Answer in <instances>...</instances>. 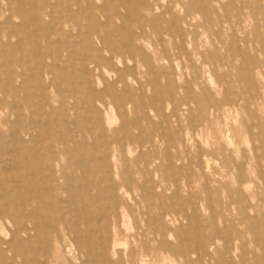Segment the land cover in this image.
I'll return each instance as SVG.
<instances>
[{"label":"rangeland","instance_id":"1","mask_svg":"<svg viewBox=\"0 0 264 264\" xmlns=\"http://www.w3.org/2000/svg\"><path fill=\"white\" fill-rule=\"evenodd\" d=\"M13 1L20 5L21 13L12 18L13 35L0 41V137L12 126L29 131L41 129L43 152L50 147L56 149L59 139L70 140L64 121L70 122L77 115L76 122L83 123L86 107L81 103L82 90L67 85V81H81L86 72L79 67L78 59L72 63L68 56L73 49L79 56L88 48L79 36L80 30L94 32L91 44L96 50L101 47L96 35L101 34L106 37L103 45L108 44L113 52L122 56L103 60L96 69L90 66L92 85L101 89L105 82L120 76L122 83L116 82L115 88L121 94L126 86L122 98L129 99L125 105L128 116L133 117L135 110L145 114L149 120L142 122L144 132L163 131L165 139L147 143L142 150L135 149L124 155V159L110 158L104 168L108 178L101 184L103 196L98 198L94 189L93 205L98 207L102 200H114L117 210L127 214L133 226L140 217L158 218L173 245L178 244L181 237L189 236L188 243L196 247L195 233L208 235L202 245L201 262L189 264H241L242 258L245 264H264V205L258 198L264 189L257 177L261 170L264 177V160L260 158L256 162L250 153L252 138L241 133L238 117L233 113L221 123V133L211 125L212 115L207 109L200 114V125L195 131L184 121L190 111L193 116L196 114L190 93L196 96L207 87V91L214 94L220 89L219 77L236 71L238 60L231 58L232 44L247 49L250 55H257L255 46L249 49L236 39H254L264 32V24L254 25L249 21L243 34L230 25L213 32L202 24L200 7L206 0H177L190 15L183 18L182 10L173 9L179 19L175 26L177 33L172 39L158 40L149 33L139 34L136 28L137 23H145L153 17L156 10H144L140 3L145 0H79L80 30L61 23L58 5L63 0ZM157 2V10L166 4L165 0ZM212 5L209 15L214 19L221 10L219 2ZM36 7L41 10L35 12ZM68 40L77 46L70 47ZM130 46L135 51L129 57L124 52ZM38 59L43 60L42 67L36 63ZM144 59L150 61L151 72L147 71ZM104 70L108 73L102 72ZM256 71H250L251 86L262 103L263 111H258V115L264 125V78ZM98 76L102 79L100 85L95 80ZM102 101L115 109L119 103L118 99L112 102L108 97H103ZM42 111L43 115H36ZM8 112L12 114L7 116ZM240 117L249 121L244 111ZM31 134L29 143L34 146L35 131ZM227 135H233L236 146L253 161L251 171L241 168L247 180L240 186L239 193L235 190L237 184L232 181L236 171L221 166V157L209 151L220 147ZM127 177L132 178V182L124 179ZM248 191L255 192L257 197L251 201V208L239 213L235 205L229 203L227 193L231 192L236 198ZM225 230L229 231L227 244ZM118 231V251H122L125 245L121 228ZM215 242L217 246L212 249ZM220 253H225L223 259ZM66 254V251L62 253L57 264H65ZM189 255L190 260L196 257L195 253Z\"/></svg>","mask_w":264,"mask_h":264},{"label":"bare ground","instance_id":"2","mask_svg":"<svg viewBox=\"0 0 264 264\" xmlns=\"http://www.w3.org/2000/svg\"><path fill=\"white\" fill-rule=\"evenodd\" d=\"M157 1L145 0L140 3L144 10H156L153 17L145 23H137L136 28L139 29V34L149 33L158 40L164 37L172 39L177 33L175 26L179 21L173 9L182 10L183 18L190 14L177 0H165L166 4L157 10ZM215 1L219 2L221 13L212 19L209 11ZM13 4V0H0V41L3 38L8 40L13 35L12 18L18 12L21 13L20 5ZM58 6L61 23L80 30L77 21L81 11L79 0H63ZM39 9L41 10L40 7L34 8L35 12ZM200 10L203 13L202 24L213 32L230 25L243 34V28L249 21L254 25L261 22L264 24V0H206ZM35 18L38 20V14H35ZM66 34L70 35L68 32ZM92 34L94 32L91 30H80L79 36L88 48L79 56L75 55L77 52L73 49L68 56L72 63L78 59L79 67L86 72L81 81H67V85L82 90L84 97L81 103L86 107L83 123L76 122L77 115L70 122L64 121L71 134L70 140L59 139L56 149L50 147L51 149L43 152L41 129L29 131L12 126L7 128L5 136L0 137V264H57L64 251L67 252L63 257L65 264L200 263L203 257L202 245L209 238L208 235L195 233L198 238L196 247H191L188 243L189 236L181 237L178 244L173 245L168 241L163 223L158 218L140 217L133 226L127 214L117 210L114 200H102L98 207L93 205L94 189L98 198L103 196L101 184L108 178L104 168L110 158L115 160L120 156L124 159V155L135 149L142 150L147 143L153 144L157 139H165V135L163 131L154 134L144 132L142 122L149 119L138 110L134 111L133 117L128 116L125 105L129 99L122 98L127 90L126 86L124 85L121 94L115 88L116 82L122 83L120 76L105 82L101 89L92 85L90 66L96 69L103 60L122 56L117 51L113 52L108 44L103 45L106 37L101 34L96 35L101 44L100 49L96 50L91 44ZM236 40L244 42L249 49H254L255 46L257 55H250L247 49L240 48L236 43L232 44L231 58L238 60L236 71L219 77L221 85L216 94L208 92L207 87L196 96L190 93L196 114L193 116L190 111L184 121L189 129L195 131L200 125V114L207 109L212 115L211 125L215 126L216 132L221 133V123L227 120L228 114L233 113L238 117L237 126L241 133L252 138L249 151L257 162L260 158L264 160V125L258 115V111L262 112L263 109L260 107L262 103L259 96L255 95L251 86L250 71L254 73L257 69L256 74L264 78V32L252 40ZM67 42L70 47L77 46L72 40ZM132 48L130 46L124 52L126 56L130 57L134 53ZM143 62L147 71L151 72L150 61L144 59ZM36 63L43 66L42 59H38ZM102 72L108 73L106 70ZM95 80L98 85L102 82L100 76ZM139 91L142 94L140 88ZM185 95L189 97L186 92ZM103 97L110 98L112 102L118 99L117 109L105 104ZM72 100L78 102L74 97ZM243 111L247 113L249 121L240 117ZM11 114L8 112L6 115ZM36 115H43V111ZM32 131H35L34 146L29 143ZM236 144L234 136L227 135L220 147L209 151L221 157V166L236 171L232 181L237 184L235 190L238 192L247 180L241 168L251 171L253 161ZM257 177L264 189L262 170ZM124 179L132 182L130 177ZM227 196L229 203L235 205L239 213L251 208V201L257 197L253 191L236 198L228 192ZM258 198L264 205V190ZM120 228L125 245L122 251H118ZM228 234L229 231L225 230L226 244ZM216 244L215 242L211 248L215 249ZM190 253H195L194 261L189 259ZM224 256L225 253H220V259ZM176 257L181 258L180 262H177ZM241 264H245L244 258Z\"/></svg>","mask_w":264,"mask_h":264}]
</instances>
